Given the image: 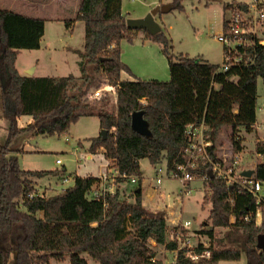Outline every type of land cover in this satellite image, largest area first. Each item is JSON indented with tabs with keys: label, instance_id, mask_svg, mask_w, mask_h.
<instances>
[{
	"label": "trees",
	"instance_id": "16d2710c",
	"mask_svg": "<svg viewBox=\"0 0 264 264\" xmlns=\"http://www.w3.org/2000/svg\"><path fill=\"white\" fill-rule=\"evenodd\" d=\"M181 1L172 0L170 7L181 9ZM121 2L80 0L75 20L65 22L68 30L74 21L84 22L83 49L74 50L80 58L79 76L20 74L15 66L18 51L40 48L45 20L0 6V116L9 124L0 144V264H46L50 258L65 257L68 264H87L81 253L97 264H164L149 245L151 239L176 250L175 264H219L242 256L246 264H264V250L257 248V237L264 233V206L257 217L252 194L211 177L209 164L199 166L195 173L203 181L202 204L211 207L197 232L208 236L210 244L179 246L177 238L167 237L178 226L169 227L163 213L149 210L142 202L139 163L143 158L152 165L165 160L167 171L183 163L187 127L201 122L212 142L209 151L214 160L224 127L230 128L233 150L240 152L238 130L251 131L256 123L257 80L264 82V45L255 48L253 65L218 71L219 64L199 57L175 56L162 29L154 35L128 29ZM233 4L244 2H230L225 9ZM138 31L161 45L168 60V81L140 79L122 61L121 41L132 42ZM123 73L131 78L123 79ZM102 83L115 87L114 99L109 93L92 95L91 90ZM137 111H143L150 136L132 129L131 116ZM21 115L32 116L23 128L17 125ZM83 116H96L100 129L106 131L105 137L89 138V151L102 149L106 159L115 161L119 173L113 182L115 190L108 191V184L94 197L101 178L74 175L73 184L61 192L39 193L34 178L60 176L65 171L22 169L16 155L25 151L13 143L23 134H59ZM255 152L261 156L255 175L264 181V140L256 142ZM131 176L137 177L134 184L138 185L125 197L118 185ZM180 231L186 233L184 228Z\"/></svg>",
	"mask_w": 264,
	"mask_h": 264
},
{
	"label": "rangeland",
	"instance_id": "374dc122",
	"mask_svg": "<svg viewBox=\"0 0 264 264\" xmlns=\"http://www.w3.org/2000/svg\"><path fill=\"white\" fill-rule=\"evenodd\" d=\"M223 1L225 0H182L181 9L170 7L169 11L157 14L158 19L156 21L169 36L172 53L175 56L182 54L189 57H199L212 64L222 63L223 47L216 39V35L222 30ZM244 1L249 2L250 0ZM79 2L80 0H1L0 6L3 8L28 16L40 17L46 22L44 36L46 49L42 48L44 50L39 53L27 52L28 50L21 51L18 55V62L27 64L29 55H31L29 53H32V55L37 53L40 62L36 74L40 76H66L69 74L79 76L78 61L80 58L74 50L83 49L84 22L79 19L73 22L71 29L68 30L65 27V22L75 20ZM154 2H161L163 6H168L172 0H123L122 8L128 18H136L137 13L143 12L145 8H149L147 6ZM152 8H154V5H151L149 11ZM225 12V15H227L228 9H225ZM63 45L66 48H71L72 52L64 55L62 52ZM120 46L122 61L129 67L134 76L143 80L168 81L170 79L168 60L162 51L161 45L145 38L142 31H138L132 42L122 40ZM123 74L125 77L129 75L128 73ZM103 85L104 83H102ZM94 90L92 89L91 93ZM111 95L114 99V93ZM78 121L59 134L33 136L28 140L29 142L25 147L30 151L16 155L22 169L57 170L59 172L63 168L66 169L60 176L47 174L41 178H34L33 180H36L35 187L39 193L45 195L59 193L73 184V176L76 170L84 175L89 170V175L96 176L95 174L99 173L100 168L105 164L104 157L101 155H90V158H86L87 154L72 155V148L77 146L78 137L90 134L98 126L96 118L91 120L86 117ZM6 125L5 120L0 119V144L4 142L3 140L7 134ZM254 128L251 131L240 128L237 132L241 145H243L240 168L245 167L247 163L257 164L259 160L256 156L255 144L257 141L264 140V82L260 77L257 80V108ZM229 134L230 128L224 127L216 142L217 155L221 158L226 155L225 158L228 162L232 161L236 153L233 150ZM80 156L83 159L76 162V158ZM57 158H60L63 164L56 165L55 160ZM158 167L162 168L160 183H156V169ZM140 171L142 175L140 182L143 191L142 202L149 205L144 206L151 211L163 213L169 227H174L176 221L189 220L191 222V229L186 230L184 235L177 238L179 246L195 247L199 243L209 246V237L197 232L198 229H202L201 224L207 220L211 207L210 203L204 206L202 204L203 181L199 178L194 179L189 184L191 190L188 193L181 194V182L166 175L165 160L157 165H152L147 158H143L140 160ZM109 175L110 177L105 183L102 181L99 189L102 186L105 187L108 184L113 185V182L115 183V173ZM62 176L67 180H60ZM137 185L138 183L131 184L128 180L127 182H121L118 186L119 191L125 197H128L132 188L137 187ZM115 188L116 185L114 184L113 190ZM152 205L163 206L167 209V212ZM216 231L224 232L225 229H216ZM167 237L170 240L176 238V234L169 231ZM149 245L155 250L156 258L164 264H175V250L166 249L163 245L156 244L152 239L149 241ZM81 255L87 260V264H97L96 260L87 253H81ZM46 264H68V258L65 257L64 260L50 258ZM219 264H246V259L242 256L239 260H224L220 261Z\"/></svg>",
	"mask_w": 264,
	"mask_h": 264
},
{
	"label": "built area",
	"instance_id": "2783aa9c",
	"mask_svg": "<svg viewBox=\"0 0 264 264\" xmlns=\"http://www.w3.org/2000/svg\"><path fill=\"white\" fill-rule=\"evenodd\" d=\"M227 9L228 13L222 21V30L216 35V39L223 47V61L219 64L218 71H226L235 66L253 65L255 62V48L258 45H264V0H250L243 5L233 4ZM249 48L252 49L251 52H248ZM114 91L115 87L113 85L104 83L103 86L94 90L92 95L100 97L104 93L112 94ZM144 101L142 99V102ZM205 130L206 127L203 122L199 125L191 124L187 127L188 143L183 151L184 162L176 164L170 171L166 170V175L181 182V194L188 193L191 190L190 182L197 178L196 169L201 165L209 164V171L222 182L229 185L235 184L239 189L252 194L257 205V217H259L260 209L264 206V181L258 179L255 175L256 164H246L245 167L240 168L242 165L241 151L234 154L232 161L228 162L225 158L226 155L222 158L218 156V159L214 160L209 151L212 142ZM256 156L261 158L260 154H256ZM82 159L83 157L79 158L78 161ZM55 163L61 164V159L57 158ZM161 170V167L156 169V183L161 182ZM246 170H253L254 172L251 176L242 175V172ZM115 175L117 177L119 173L116 171ZM109 177L108 173H103L101 180L105 183ZM136 180V176L130 177L131 183H136ZM104 189V186L100 187V189L95 188L92 192L93 196H100ZM107 190L113 192V185H108ZM176 222L174 226L179 228L174 233L176 238L185 234L180 231L181 228L185 230L191 229L189 220ZM208 254V252L205 253V255ZM198 257V254L192 256L193 259Z\"/></svg>",
	"mask_w": 264,
	"mask_h": 264
},
{
	"label": "crops",
	"instance_id": "0c3cea01",
	"mask_svg": "<svg viewBox=\"0 0 264 264\" xmlns=\"http://www.w3.org/2000/svg\"><path fill=\"white\" fill-rule=\"evenodd\" d=\"M123 1V0H122ZM235 1H238V2H244V3H246L247 1H244V0H225V1H223V18H224V16H225V4H228V3H230V2H235ZM151 5H154V7H155V5H159V6H161V5H163V3H157V2H154L153 4H150L149 6H147V7H149V8H145V10H143V12H141V13H137V16H135L136 18L137 17H143L146 13H148L149 12V9L151 8ZM121 13L122 14H124V11H123V8H122V2H121ZM155 19L157 20L158 19V17H157V15L155 16ZM79 20V19H78ZM80 20H82V19H80ZM58 22H60V21H58ZM45 32H46V22H45V28H44V35H43V37H42V39H41V44H40V48H38V49H34V50H28L27 52H37V53H39V52H41V50H44V49H42V48H45V42H44V36H45ZM46 49V48H45ZM26 49H23V50H19L18 51V54H17V57H16V62H15V66H16V68H17V70H18V72L20 73V74H22V75H29V74H27V71L28 70H30V69H32L33 70V73H32V75L34 76H40L39 74H36V72L38 71V69H39V62H40V58H39V56H38V54L36 53V55H32V53H29V54H31V55H29V60L27 61V64H24V63H19L18 62V55L21 53V51H25ZM72 49L71 48H66V47H64V45H63V50H62V52L64 53V55H66L67 53H69V52H72L71 51ZM75 52V51H74ZM78 61V60H77ZM22 65V66H21ZM43 76H48V75H43ZM127 77V78H126ZM125 77V75L124 74H122V78L123 79H130L131 78V76L130 75H127ZM86 117H89L91 120L93 119V118H96L97 120H98V118L96 117V116H83L81 119H83V118H86ZM0 119H3V121L5 120L4 118H2L1 116H0ZM80 119V120H81ZM79 120V121H80ZM78 121V122H79ZM5 122H6V128H7V133H8V126H9V124H8V121L7 120H5ZM32 122V116H30V115H21V116H19L18 118H17V125H18V127L19 128H23V127H25V126H27L29 123H31ZM256 124V123H255ZM255 129V128H254ZM253 129V130H254ZM100 125H99V120H98V126H97V128H95V130H92V132L90 133V134H88V135H83V136H80V137H78V144H77V146L76 147H73L72 148V155H74V156H76V155H78V154H81V155H83V154H87L88 156H86V158L88 157V158H90V155H101V156H103L104 157V155H103V153H102V149H99L97 152H95V153H90V151H89V146H90V141H89V138H92V137H95V136H97V135H99L100 134ZM33 136H35V135H31V134H23V135H20L18 138H17V141H15L14 143H13V147L14 148H18V149H22L23 151H25L24 153H26V152H28V151H30V150H28L27 148H25L26 147V145H27V143L29 142L28 140H30ZM6 137H7V134H6V136H5V138H4V140L3 141H5V139H6ZM241 146H243V145H241ZM80 150H82V151H80ZM242 150H243V148L241 149V153H242ZM23 154V153H22ZM79 158H81V156L79 157ZM79 158H76V162H78V159ZM261 159V158H260ZM259 158H258V160H260ZM104 161H105V164H103L102 165V167L100 168L101 170L99 171V173H97V174H95L96 175V177H100L101 178V176L103 175V173H108V174H114L116 171H117V169H116V165H115V161L114 160H109V159H106L105 157H104ZM140 163V162H139ZM56 164V163H55ZM61 164H63V162L61 163ZM61 164H56V165H61ZM248 164V163H247ZM252 164H254V163H252ZM248 165H251V163L250 164H248ZM26 170V169H25ZM53 171H55V170H53ZM57 171V170H56ZM63 171H66V169L65 168H63ZM89 171V170H88ZM88 171H86L85 173V175L84 174H81L80 172H77V170L75 171V175H79V176H86V175H89L90 173L88 172ZM142 176V175H141ZM60 180H63V181H66L67 180V178H63V176L60 178ZM35 182H36V180H34ZM131 182V181H130ZM131 184H134V183H131ZM114 186V185H113ZM142 190H141V196H142V200H143V194H142ZM145 205V204H144ZM145 206H149V205H145ZM152 206H154L155 208H158V209H164V210H166V212H167V209L166 208H164L163 206L162 207H157V206H155V205H152ZM167 215L169 216V214L167 213Z\"/></svg>",
	"mask_w": 264,
	"mask_h": 264
},
{
	"label": "water",
	"instance_id": "95a60500",
	"mask_svg": "<svg viewBox=\"0 0 264 264\" xmlns=\"http://www.w3.org/2000/svg\"><path fill=\"white\" fill-rule=\"evenodd\" d=\"M170 10V5L168 6H155L152 8L148 13H146L143 17L137 18H127L126 26L128 29L131 30H145L148 33L154 35L161 30V26L156 21L155 16L158 13H163ZM33 70L30 69L27 71V74L32 75ZM131 127L136 132L150 136L151 132L148 128V123L143 117V111L133 112L131 116ZM100 134L105 137L106 131L101 129ZM253 170H246L242 172L244 176H251L253 174ZM210 176L212 177V173L209 172ZM257 248L264 250V233H261L257 237Z\"/></svg>",
	"mask_w": 264,
	"mask_h": 264
}]
</instances>
